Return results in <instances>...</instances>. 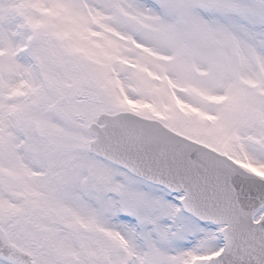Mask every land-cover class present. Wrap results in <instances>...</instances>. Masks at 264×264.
Here are the masks:
<instances>
[{"label": "snow or ice", "instance_id": "6c2138e0", "mask_svg": "<svg viewBox=\"0 0 264 264\" xmlns=\"http://www.w3.org/2000/svg\"><path fill=\"white\" fill-rule=\"evenodd\" d=\"M0 264H264V0H0Z\"/></svg>", "mask_w": 264, "mask_h": 264}]
</instances>
